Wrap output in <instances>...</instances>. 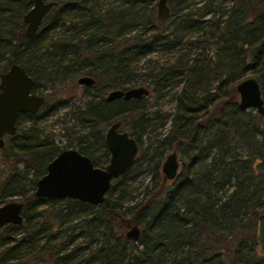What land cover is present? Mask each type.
Listing matches in <instances>:
<instances>
[{
	"label": "trees",
	"instance_id": "trees-1",
	"mask_svg": "<svg viewBox=\"0 0 264 264\" xmlns=\"http://www.w3.org/2000/svg\"><path fill=\"white\" fill-rule=\"evenodd\" d=\"M155 2L56 0L27 37L22 14L31 0H0V72L18 62L39 91L90 75L93 83L68 106L80 128L71 130L72 144L104 165L102 132L115 119L137 144L132 164L111 180L100 203L36 196L35 181L60 147L35 124V113L17 116L15 133L0 146V158L13 163L0 171V203L20 197L22 221L0 226V264H264L255 242L256 218L264 211V114L240 108L233 87L249 72L264 95V0H166L165 18L156 17ZM210 42L217 44L215 73L204 72ZM190 46L198 47L193 56ZM175 48L161 63H138L153 49ZM177 80L182 92L174 96ZM130 84L176 100L165 114L168 135L155 138L150 151L142 147L152 130L145 96L103 98L108 89ZM199 95L203 111L195 108ZM22 116L29 124L20 125ZM183 139L189 150L171 183L162 176L153 193L143 188L150 193L145 200L124 205L128 180L145 168L158 176L164 144ZM133 223L139 235L127 239L123 229Z\"/></svg>",
	"mask_w": 264,
	"mask_h": 264
},
{
	"label": "water",
	"instance_id": "water-1",
	"mask_svg": "<svg viewBox=\"0 0 264 264\" xmlns=\"http://www.w3.org/2000/svg\"><path fill=\"white\" fill-rule=\"evenodd\" d=\"M56 0H31L30 6L22 14L25 24L23 34L27 37L34 34L42 18ZM155 14L157 18L168 15L166 0H156ZM90 75L76 77L82 85L93 83ZM35 78L27 73L18 62H10L0 72V146L3 134H13L16 130L15 119L18 112H34L43 103L44 97L31 90ZM240 108L252 107L259 114H264V103L261 89L253 75H246L234 84ZM149 92L143 84L108 89L103 98L112 100L117 97H141ZM109 158L103 166H96L91 159L74 148L60 150L45 166V171L35 181L33 193L36 196L71 197L92 204L100 203L111 180L121 175L133 162L137 153V144L128 130L121 127L119 119H115L106 127L103 135ZM179 160L175 150L170 151L160 163V172L164 179H172L177 175ZM23 202L9 199L0 203V226L4 223L19 224L22 221ZM127 239H136L139 235L137 224H129L123 229ZM255 242L258 251L264 255V211L256 218Z\"/></svg>",
	"mask_w": 264,
	"mask_h": 264
},
{
	"label": "rangeland",
	"instance_id": "rangeland-1",
	"mask_svg": "<svg viewBox=\"0 0 264 264\" xmlns=\"http://www.w3.org/2000/svg\"><path fill=\"white\" fill-rule=\"evenodd\" d=\"M154 2L156 0H153ZM231 4V0H227V5ZM208 35V34H206ZM216 43L210 42L208 44V49L205 50L207 54V58L210 59L211 63H209L208 67L205 68L206 70H210L212 73L217 71L214 67V63L217 59V56L215 55L214 47H216ZM184 48V47H183ZM191 51L189 53L190 56H193L194 53L198 50V47L190 46ZM177 52V48L163 51L159 49H153L151 50L147 55L144 57H141L139 59V62H142L144 58H148L151 61H156L157 63L163 62L164 59L172 58L173 55ZM152 63V62H151ZM210 72V73H211ZM200 73V72H199ZM249 72H246L247 75ZM245 74V76H246ZM215 75V74H214ZM204 80V78L202 79ZM239 80V79H238ZM215 84V80H211L210 84ZM236 83V81L233 83V85ZM182 82L180 80H177L173 86H172V92L174 93V96L181 93L182 91ZM131 85H137V84H130ZM144 85V84H143ZM82 86L78 84L75 79L69 83H59L54 84L51 91L50 90H44V93L49 95H46V102L35 112V124L43 130L46 134H48L50 137L53 138V141L60 147H68L71 146L73 142V138L75 136L74 133L71 132V130H80L78 124L73 121L71 118L67 115L68 106L74 102L78 103L80 101L81 97V90ZM234 87V86H233ZM262 89V87H261ZM149 90V88H148ZM39 91V90H36ZM211 92H213L211 90ZM235 92V91H234ZM75 95V97H71ZM145 99L147 101L148 105V114L152 116V130L148 132L146 135L142 137V147H148V151L152 150L155 141V138H159L164 135H168L169 127H170V116H167L169 113H171L176 106V100L174 97H171V95H154L151 94L150 90L147 94L144 95ZM203 93L201 95L202 99ZM235 100L238 101V95L235 92L234 93ZM69 99L67 101L62 102L61 99L65 98ZM263 103H264V95H262ZM199 98L197 100V104L195 105V108H197L199 111H203L204 109H201L206 107L205 100L202 101ZM201 101L203 102L202 105H200ZM247 110H251L253 112H256L254 108L247 107ZM168 113L166 116L165 114ZM198 114H201V112H197ZM157 114H160L157 116ZM264 120V119H263ZM21 126H25L29 124V119L27 117H20L18 119ZM122 128H124V125H121ZM21 128V127H20ZM104 130V129H103ZM5 140V138H4ZM175 150L177 154V158L179 160V165L177 168V174H179L180 166L182 167L183 159L186 156L189 148L186 144V140L183 139L181 143H171V144H164L162 156L158 164V176H154L152 174V171L148 168L143 169L140 173H138L134 178H131L128 180L129 186L127 189V193L124 195L123 198V204L124 205H130L132 203L138 202L139 200H145L150 193H153L156 187L160 185V181L162 178L161 172H160V163L164 159L165 155L169 153L170 151ZM139 154V153H138ZM137 154V155H138ZM139 161L140 166H144L145 159L140 158ZM13 163L11 161H4L2 158H0V171H8L12 167ZM25 165V161L21 160L16 163V166L18 168H23ZM25 168L29 173L34 169L33 165L26 164ZM179 171V172H178ZM172 179H165L164 182L169 184L171 183ZM147 185L149 194H146L143 192V188ZM14 199L21 200L20 197L15 196ZM10 198V199H13ZM125 214H130L129 211H125ZM134 244H136V241H133Z\"/></svg>",
	"mask_w": 264,
	"mask_h": 264
},
{
	"label": "flooded vegetation",
	"instance_id": "flooded-vegetation-1",
	"mask_svg": "<svg viewBox=\"0 0 264 264\" xmlns=\"http://www.w3.org/2000/svg\"><path fill=\"white\" fill-rule=\"evenodd\" d=\"M42 19H43V18H42ZM41 21H42V20H41ZM39 25H40V24H39ZM24 26H25V24H24ZM38 27H39V26H38ZM38 27H37V28H38ZM36 30H37V29H36ZM35 32H36V31H35ZM35 32H34V33H35ZM33 85H34V84H33ZM81 85H82V84H81ZM90 85H91V84H90ZM85 86H88V85H85ZM31 90H32L33 92L40 93V94L43 95V97H44V101H43V103L37 108V110H38V109H39V108H40V107L46 102V99H47V98H46V94L44 93V91H36V90H34V89H32V88H31ZM37 110H36V111H37ZM36 111H34V112H18L17 115H16L15 124H16L17 116H19V115H21V114H24V113H35ZM22 117H23V116H22ZM22 117H21V118H22ZM109 123H110V122H109ZM109 123L104 127V130H103V132H102L103 135H104V131H105L106 127L109 125ZM16 128H17V125H16ZM15 131H16V130H15ZM14 133H15V132H14ZM14 133H13V134H14ZM7 135H12V134H6V133H4L3 136H2V138H3V143H4V138H5V136H7ZM53 142H54V141H53ZM103 142H104V139H103ZM54 143H55V142H54ZM55 144H56V143H55ZM71 144H72V143H71ZM104 145H105V143H104ZM105 147H106V145H105ZM65 148H74V149H76L77 151H79V150H78L73 144H72L71 146H68V147L60 148L59 151L62 150V149H65ZM106 149H107V147H106ZM107 150H108V149H107ZM59 151H58V152H59ZM58 152H57V153H58ZM79 152H80V151H79ZM57 153H56V154H57ZM80 153H82V152H80ZM56 154H55V155H56ZM82 154H84V153H82ZM108 154H109V152H108ZM55 155H54V156H55ZM84 155H86V154H84ZM54 156H53V157H54ZM53 157H52V158H53ZM88 157H89V156H88ZM89 158H90V157H89ZM108 158H109V157H108ZM49 160H50V159H49ZM91 161H92V160H91ZM107 161H108V160H107ZM92 163H93V162H92ZM105 164H106V163H105ZM96 166H98V165H96ZM102 166H103V165H102ZM60 198H62V197H60ZM70 198H71V197H70ZM75 199H76V198H75ZM85 202H86V201H85Z\"/></svg>",
	"mask_w": 264,
	"mask_h": 264
}]
</instances>
